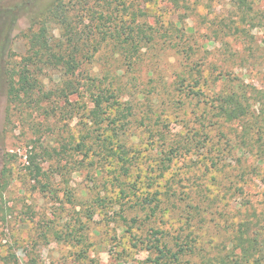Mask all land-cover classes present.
Listing matches in <instances>:
<instances>
[{
    "label": "rangeland",
    "instance_id": "rangeland-1",
    "mask_svg": "<svg viewBox=\"0 0 264 264\" xmlns=\"http://www.w3.org/2000/svg\"><path fill=\"white\" fill-rule=\"evenodd\" d=\"M130 1L144 9L156 40L124 58L114 55L113 40L90 37L101 47L88 67L90 75L127 86L121 102L132 106L133 115L119 141L126 162L100 148L81 149L89 143L84 96L68 94L41 103L39 111L8 107L6 73L27 51V12L0 52V171L2 157L13 155L6 166L12 176L4 219L0 211V264H150L156 255L147 248L158 239L173 249L227 247L228 213L246 203L259 206L264 136L238 139L252 123L223 122L208 101L243 92L257 111L249 90L264 92V0H188L179 7L169 0ZM34 2L32 13L48 0ZM61 36L51 28L52 42ZM84 69L76 79L80 92ZM191 73L196 87L187 86ZM37 78L43 91L65 90L67 78L56 70L43 68ZM32 147L52 154L37 160L48 178L27 174ZM183 259L192 260V253Z\"/></svg>",
    "mask_w": 264,
    "mask_h": 264
},
{
    "label": "trees",
    "instance_id": "trees-1",
    "mask_svg": "<svg viewBox=\"0 0 264 264\" xmlns=\"http://www.w3.org/2000/svg\"><path fill=\"white\" fill-rule=\"evenodd\" d=\"M1 1L0 52L8 46L12 29H15L21 13L27 12L28 16L26 21L28 29L23 34L27 42V51L6 73L8 107L18 113L26 108L39 111L42 108L41 103L51 104L57 102L54 101L56 98L66 97L68 94L84 96L88 103L84 110L87 124L90 123L85 129L89 143H82L81 149L89 152L100 148L101 152H104L103 155L107 152L112 158L126 162L125 151L122 150L119 141L125 136L126 120L133 115L132 106L121 102L127 86L118 81H107L108 79L101 77L99 73L89 74L88 67L101 47V42H96L95 46L91 45L89 40L90 37L97 35L102 36V41L113 40L112 47L118 46L114 55H122L124 58L128 54L131 56L138 53L143 46L156 40L152 27H148V23L144 21L147 17L144 9L130 0H48L42 9L32 13L30 6L35 3L34 0H23L14 6H6ZM169 1L175 7H179L180 3L185 4L188 0ZM88 23V28L92 30L87 32L84 26ZM101 23L104 26L109 24L111 31L99 29ZM54 26L62 31L61 37L64 39L57 43L52 42L51 37V28ZM79 26H82V29ZM84 67L86 73L83 77L84 83L81 85L83 90L80 92L78 87L80 85L76 83V79ZM43 68L56 70L60 79L67 78L63 81L67 94L64 89L42 90L43 85L38 81L37 75ZM189 75L191 83L189 82L187 86L195 84L192 87H196L197 79L192 73ZM182 81L183 78L176 84ZM249 92L253 96L254 104L258 106L257 111H252L243 92L218 94L215 99L208 101L209 111L214 110V116L223 122L238 121L245 122L246 125L252 123L254 127L242 128V134L238 135V139H244L252 132L259 134L260 138L264 136V92L253 87ZM103 125L106 126L104 130ZM96 130L102 132L95 134ZM53 153L56 160L61 157L57 151L53 150ZM12 156L11 153H6L2 157L0 211L3 213V219L7 216L4 210L8 207L4 202V192L9 188L12 176L10 168L6 166ZM26 156L25 170L33 180L49 177L42 171L37 160L43 156L52 158L50 151L44 148L40 153H35V147H32ZM261 183L264 185V169ZM149 202H152V198H149ZM258 205L257 207L246 203L239 211L228 213L230 220L224 219L228 226L226 229L230 230L227 232L229 242L227 247L217 245L206 250L204 246L177 244L173 249L158 239L156 244H151L147 248L156 255L150 264H264V192ZM155 208L156 204L149 210L154 213ZM152 234L157 235L160 232L153 231ZM188 253H192V260L183 259Z\"/></svg>",
    "mask_w": 264,
    "mask_h": 264
}]
</instances>
